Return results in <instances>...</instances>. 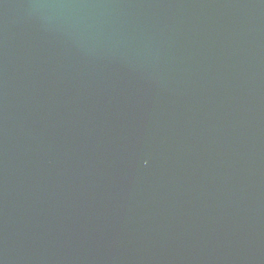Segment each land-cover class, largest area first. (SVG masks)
Masks as SVG:
<instances>
[{
  "label": "water",
  "instance_id": "water-1",
  "mask_svg": "<svg viewBox=\"0 0 264 264\" xmlns=\"http://www.w3.org/2000/svg\"><path fill=\"white\" fill-rule=\"evenodd\" d=\"M0 264H264V0H0Z\"/></svg>",
  "mask_w": 264,
  "mask_h": 264
}]
</instances>
